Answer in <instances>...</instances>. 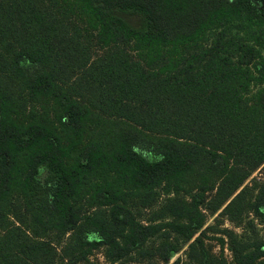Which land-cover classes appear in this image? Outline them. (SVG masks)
<instances>
[{
	"label": "trees",
	"instance_id": "1",
	"mask_svg": "<svg viewBox=\"0 0 264 264\" xmlns=\"http://www.w3.org/2000/svg\"><path fill=\"white\" fill-rule=\"evenodd\" d=\"M259 169L264 0H0V264H57L52 240L70 232L62 264H102V248L118 264L158 235L167 264L171 234L188 247L176 264H228L205 246L200 205L218 177L207 208L264 221V180L245 185ZM196 172L190 202L160 210L170 221L138 219L133 205ZM223 234L235 264H264V239Z\"/></svg>",
	"mask_w": 264,
	"mask_h": 264
},
{
	"label": "rangeland",
	"instance_id": "2",
	"mask_svg": "<svg viewBox=\"0 0 264 264\" xmlns=\"http://www.w3.org/2000/svg\"><path fill=\"white\" fill-rule=\"evenodd\" d=\"M123 17L134 26H139L140 24L139 19L134 16L123 15ZM94 51H96V48H94L93 52ZM33 108L41 110V107H38V105L29 103L27 110ZM45 176L46 172L42 170L40 178L44 180ZM189 179L193 183L192 187L189 188L188 185H183V189L180 191L179 194L168 190L164 185L159 186L156 189V197L152 207L143 208L141 206L133 205L132 209L136 213L138 219L145 225L151 223L152 220L157 218L160 219L159 221H170L172 219L171 217L160 216V210L166 204L169 198H179L180 200L190 202L191 195L189 192L191 191V194H195L198 192V186H200V175L196 172L195 174L190 176ZM253 179H256L257 182H262L264 180V173L260 169L255 171L247 180L245 185H251ZM219 183L220 180L218 179V177L210 178V184L214 185V189L206 194L207 201L200 205V209L202 210L205 216V223L203 228V232L205 233V235L203 239L207 250L211 254L216 257L225 258L228 264H235L233 254L230 250L229 241L223 234V231H232L237 235L240 241L250 243L256 238L264 239V221L255 217L250 211L246 210L244 211L241 219H239L238 222H232L228 219L226 215L222 214L225 206L217 212L207 208V202L215 196ZM256 194L257 190H251L248 193L246 200H253ZM80 210L83 213H90L93 211V209L87 208L86 206H82ZM10 222L15 223V220L11 218ZM72 234L73 233L71 232L68 233L62 240H52V243L58 251L57 264H62L63 259L61 253L64 247L71 241ZM198 235H200V233H197L196 236ZM49 238H53V235H50ZM221 238L224 239V243L220 241ZM178 239V236H176L175 234H171V241H178L180 251L179 253L174 254L170 262L167 264H176L179 258H186L188 250L187 244H185L183 240ZM162 242H164V238H162L160 235L153 237L144 246V250L145 252H147L145 255H142L139 252H135L123 261L119 262L118 264H166L163 263L156 255V250ZM151 254H153V256H151ZM90 259L93 262H98L102 264L106 263L104 257V248L94 251Z\"/></svg>",
	"mask_w": 264,
	"mask_h": 264
}]
</instances>
